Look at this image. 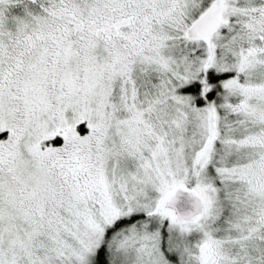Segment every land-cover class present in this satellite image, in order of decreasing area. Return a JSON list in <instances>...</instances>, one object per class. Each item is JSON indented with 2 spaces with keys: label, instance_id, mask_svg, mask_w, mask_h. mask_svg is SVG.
I'll list each match as a JSON object with an SVG mask.
<instances>
[{
  "label": "snow or ice",
  "instance_id": "obj_1",
  "mask_svg": "<svg viewBox=\"0 0 264 264\" xmlns=\"http://www.w3.org/2000/svg\"><path fill=\"white\" fill-rule=\"evenodd\" d=\"M0 264H264V0H0Z\"/></svg>",
  "mask_w": 264,
  "mask_h": 264
}]
</instances>
